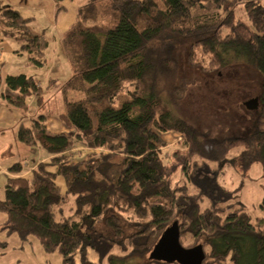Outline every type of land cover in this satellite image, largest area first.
I'll list each match as a JSON object with an SVG mask.
<instances>
[{"label":"trees","instance_id":"16d2710c","mask_svg":"<svg viewBox=\"0 0 264 264\" xmlns=\"http://www.w3.org/2000/svg\"><path fill=\"white\" fill-rule=\"evenodd\" d=\"M6 1L0 40L16 43L27 65L45 66L49 41ZM53 1L59 14L75 0ZM97 1L78 8L62 37L72 75L59 119L70 133H50L45 114L19 126L18 141L46 158L28 175V164L9 168L0 232L33 238L64 264H168L150 253L176 224L184 247L203 246V264H264V226L220 180L228 169L245 175L254 164L264 174V0H108L112 18L101 16ZM182 44L203 73L246 63L260 74L261 127L221 138L174 114L185 91L182 80L173 83ZM2 85V103L24 117L31 97L44 107L34 76L7 75ZM169 132L182 145L171 154L161 136ZM77 145L86 159L72 158ZM100 224L113 237L98 232Z\"/></svg>","mask_w":264,"mask_h":264},{"label":"rangeland","instance_id":"374dc122","mask_svg":"<svg viewBox=\"0 0 264 264\" xmlns=\"http://www.w3.org/2000/svg\"><path fill=\"white\" fill-rule=\"evenodd\" d=\"M91 0L67 1L69 11H63L61 25L70 21H75V10ZM65 5V4H64ZM97 5L101 16L112 18L113 11L109 6L108 0H98ZM32 6V5H31ZM37 23L35 28L38 31L48 32L51 25L49 22L48 8L45 7L36 11ZM59 26V24H58ZM67 30V29H66ZM53 37L50 36L51 48L48 50V62L46 66L35 67L27 65L25 56L16 57L13 61V73H27L34 76L40 86L43 88L44 107L37 106V99L31 97L29 110L24 117L21 109L5 106L0 103V198H4V180L5 173L14 163L20 162L24 165H34L42 161L45 152L38 148L31 151L28 147L20 143L17 139L18 128L21 124L30 125L31 118L38 114L47 116L46 123L48 130L52 134L61 132L69 133L67 127L60 121L59 114L64 111L63 85L72 75V69L69 64L62 44V37L65 31L61 32L55 29ZM49 35V34H48ZM17 48V44L10 42ZM189 48L187 45L178 47L176 58L178 69L174 84L179 80L184 84V97L178 102L177 106H172V111L179 116L191 122L198 130H211L218 137L225 136H245L250 134L260 126V96L263 80L257 71L246 63H232L229 66L215 71L211 74L203 73L200 69L192 67L188 62ZM22 71V72H20ZM54 78L55 82L50 83ZM1 98V95H0ZM252 103L251 101H255ZM251 102V103H250ZM168 143L165 149L171 154L175 149H181L179 144L180 135L169 132L161 134ZM11 147V153H4ZM74 147L72 158L75 161L84 160L87 157V151ZM221 182L227 188L237 191L235 204L241 205L251 216L253 222L264 226V212L260 205L264 200V174L260 164H254L249 172L242 175L239 171L228 169L220 177ZM4 216H0L2 222ZM98 232L113 237V231L104 224L97 226ZM126 234H131L133 229L124 227ZM6 244V248L2 245ZM91 261H96L90 252ZM139 263V261H137ZM0 264H64L62 257L58 253L47 254L43 251L39 242L30 239L23 242L22 239L13 234L7 235L0 232ZM75 264H81L77 259Z\"/></svg>","mask_w":264,"mask_h":264},{"label":"crops","instance_id":"0c3cea01","mask_svg":"<svg viewBox=\"0 0 264 264\" xmlns=\"http://www.w3.org/2000/svg\"><path fill=\"white\" fill-rule=\"evenodd\" d=\"M6 4L9 5V6H12L14 8H16V9H18L26 18L31 19L30 26L37 33L42 34V35L45 36V38L50 43V48H51V41H50L51 39H50V36L53 37L52 39H55V37L53 36L54 30L55 29H57V30L59 29L60 32H61V30L66 32L71 27V25H73L75 23V21L77 19V11H78V8L77 9H74L75 10V13H76V15H75V21H70V22L66 23L65 25H61L62 16H63V13H64L63 11H65V12H68L69 11V7H68L67 1H65L62 4V6L64 7V10L61 11L59 14L56 13V4H55V2L53 0H7L6 1ZM45 7H47L48 8V11H49V18L46 19V21L48 20V22H49V19L52 21L51 23L49 22V25H51V27H50V29L48 27L47 30H49V31L47 33L44 32V31H42V30L41 31H38L35 28V25L37 23V18H38V16L36 15V11H38L40 9H43ZM58 24H59V26H58ZM61 46H62V44H61ZM15 50H16V48L14 47V45L10 44L9 41L4 40V39L3 40H0V95L2 94V91H3L2 79L5 76H7V75H15V74H18V73H13V61H14V59L16 57H20L21 55L16 54L15 53ZM20 72H22V71H20ZM20 74H26V75H28L27 73H20ZM51 82H55V79L54 78H51L50 79V83ZM0 103L3 104L1 98H0ZM61 133H66V132H61ZM69 133H70V130H69ZM69 133H67V134H69ZM7 148H8V150L6 151V153H4L2 155V157L5 156V154L13 155L11 153V149H10L11 147L9 146ZM77 149L78 150L81 149L83 151H86L85 149H83L81 147H77ZM45 158L46 157H44V159ZM36 164H34L32 166L28 165L27 166V170H26V172L24 174L25 175H28L30 173V170H32L33 167ZM9 168H8V171L5 173L4 177L6 175H9L10 174ZM11 176H13V175L11 174ZM5 181H6V177H5V180H4V184H5Z\"/></svg>","mask_w":264,"mask_h":264},{"label":"water","instance_id":"95a60500","mask_svg":"<svg viewBox=\"0 0 264 264\" xmlns=\"http://www.w3.org/2000/svg\"><path fill=\"white\" fill-rule=\"evenodd\" d=\"M150 258L168 264H203L206 255L202 245L192 248L184 247L180 242L178 227L174 224L161 236L150 253Z\"/></svg>","mask_w":264,"mask_h":264},{"label":"flooded vegetation","instance_id":"af4514ba","mask_svg":"<svg viewBox=\"0 0 264 264\" xmlns=\"http://www.w3.org/2000/svg\"><path fill=\"white\" fill-rule=\"evenodd\" d=\"M251 102L254 103V102H256V101H251ZM251 102H250V103H251Z\"/></svg>","mask_w":264,"mask_h":264}]
</instances>
